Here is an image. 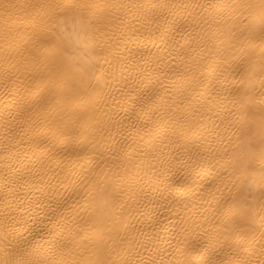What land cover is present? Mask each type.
<instances>
[{"label": "bare ground", "instance_id": "1", "mask_svg": "<svg viewBox=\"0 0 264 264\" xmlns=\"http://www.w3.org/2000/svg\"><path fill=\"white\" fill-rule=\"evenodd\" d=\"M262 149L264 0H0V264H264Z\"/></svg>", "mask_w": 264, "mask_h": 264}, {"label": "snow or ice", "instance_id": "2", "mask_svg": "<svg viewBox=\"0 0 264 264\" xmlns=\"http://www.w3.org/2000/svg\"><path fill=\"white\" fill-rule=\"evenodd\" d=\"M262 162H264V149L259 153ZM251 160L247 154L244 156H234L230 161V164L234 170L239 173L244 179H247L249 175H253L254 172L249 168ZM261 175L264 176V168L261 169Z\"/></svg>", "mask_w": 264, "mask_h": 264}]
</instances>
